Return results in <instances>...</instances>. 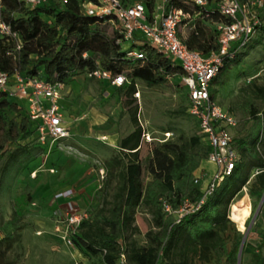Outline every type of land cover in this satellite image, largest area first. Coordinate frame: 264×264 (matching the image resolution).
Returning <instances> with one entry per match:
<instances>
[{
  "label": "trees",
  "instance_id": "16d2710c",
  "mask_svg": "<svg viewBox=\"0 0 264 264\" xmlns=\"http://www.w3.org/2000/svg\"><path fill=\"white\" fill-rule=\"evenodd\" d=\"M120 1L125 4L133 0ZM139 1L149 14L153 11L156 0ZM262 1L261 26L257 31L264 33ZM2 4L4 20L16 32L20 48L16 50L11 38L0 37L1 71L62 85L78 76L87 77V73L94 70L112 75L123 73L127 82L115 89L126 88L127 96L135 92L134 80L156 85L174 79L187 97L178 80L182 74L179 65L139 38L132 41L130 48L143 51L144 60L126 59L121 45L116 43L121 38L118 29L108 22V17L86 15L82 0H67L64 4L50 0L33 8L20 0H2ZM169 6L193 10L181 0H169L164 4L165 8ZM219 18L217 14L210 15L211 21ZM192 25L187 36L182 38L187 48L203 55L217 51V32L200 18L194 19ZM240 58L239 51L231 61L239 62ZM258 105L264 107V84L255 86L245 101L250 125L246 133L232 143L239 159L231 174L223 178L196 213L177 224L163 211V205L176 209L184 200L195 202L200 197L201 184H194V173L206 160L208 145L201 135L162 142L151 150L145 165L149 180L143 182V168L138 157L141 130L132 112L130 119L134 129L119 141L117 155L104 166L99 207L71 235L70 240L79 253L99 256L104 264H116L121 254L125 264H194L195 261L205 264L220 257H224L225 264H236L240 242L227 249L224 234L233 222L228 210L232 199L248 183L251 169L264 168V159L256 149L260 133H264V111L260 112ZM21 142H34L39 146L26 105L0 94V155L7 147ZM251 177L250 194L259 197L264 190V172ZM138 208L146 210L152 223L144 246H137L130 240L138 232L133 225ZM20 229L21 217L15 211L0 223V264L16 262V259L9 260L6 253L18 240ZM251 262L264 264L259 252L251 254Z\"/></svg>",
  "mask_w": 264,
  "mask_h": 264
},
{
  "label": "rangeland",
  "instance_id": "374dc122",
  "mask_svg": "<svg viewBox=\"0 0 264 264\" xmlns=\"http://www.w3.org/2000/svg\"><path fill=\"white\" fill-rule=\"evenodd\" d=\"M190 27L191 23L185 27L180 26L179 34L187 36ZM126 46L129 43L124 44ZM240 53V61L228 63L212 87L216 104L230 112L237 121L232 130L233 141L244 135L250 125V119L246 116L247 97L255 86L264 84V33L256 31ZM173 81L171 79L163 84L147 85L143 81L134 80L135 92L127 96L126 88L117 90L105 82L78 76L63 85L60 108H63L70 126L90 123L93 135L84 137H93L88 144L98 147H102L103 140L96 138L103 132L116 131L121 135L130 133L134 129L130 114L134 112L137 126L141 130L138 157L143 168L142 180L146 182L149 176L145 165L154 147L165 141H176L179 137L186 139L200 136L195 120L188 113L187 97ZM258 108L260 112L264 111L261 105ZM27 143L11 145L0 155V223L9 219L12 211L21 217L19 238L7 251L8 259H16L14 264H104L99 256L81 254L72 242L63 240L65 227L59 220L64 211L63 204L55 200L54 190L71 184L64 176L65 165L71 161L74 163L77 159L80 165L85 163L93 169L100 168L110 162L118 150L114 149L116 154L108 161L98 158L91 164L83 158L84 155L79 156V153L88 151L85 150L86 143L70 141L65 144L72 149L62 152L68 157L65 165L59 166L56 173L52 174V159L45 161L44 157L41 162V156L46 154L43 155L42 149L34 142ZM253 172L254 169H251L249 181L244 186L248 200L243 193H239L230 203L229 216L233 217L235 224L229 219L231 226L224 234L227 249H230L234 243L241 242L243 234L240 232L245 231L255 215L244 241L240 264H253L251 254L254 252H259L264 261V200L259 206L263 190L259 197L250 194ZM76 177L78 175L72 177V180ZM101 197L99 189L89 195V199L85 197V207L77 209L85 211L88 218L92 217L99 207ZM249 206L250 214L243 224ZM133 225L138 232L130 240H134L137 246L146 245V233L151 231L152 223L144 208L135 211ZM195 264L203 263L195 261ZM205 264H225V259L220 257Z\"/></svg>",
  "mask_w": 264,
  "mask_h": 264
},
{
  "label": "built area",
  "instance_id": "2783aa9c",
  "mask_svg": "<svg viewBox=\"0 0 264 264\" xmlns=\"http://www.w3.org/2000/svg\"><path fill=\"white\" fill-rule=\"evenodd\" d=\"M29 7L39 6L50 0H20ZM61 4L67 0H55ZM169 0H156L153 11L149 14L144 4L139 0L122 3L120 0H82L83 12L88 16L108 17V22L118 29L121 45L126 59L144 60L143 51L130 48L134 39H141L151 47L180 66L182 74L179 83L187 94V110L197 123L203 140L209 151L206 161L215 166V171L204 177L195 176L194 184H201L200 197L195 202L184 200L176 209L163 205V211L171 215L174 223H179L184 217L196 213L205 203L207 197L214 191L223 178L229 176L234 169L239 156L232 147V130L237 124L235 117L222 109L215 102L212 87L224 67L230 63L236 53L249 43L257 29L261 26L259 10L262 0H181L193 10L164 4ZM4 6L0 0V37L11 38L15 48H20V41L3 17ZM217 14L220 18L211 21L210 15ZM200 18L210 28L217 32L218 50L203 55L196 50H190L184 44L178 29L187 26L194 19ZM223 19V20H222ZM129 46L124 47V44ZM90 79L107 81L111 86L121 87L127 82L122 74L112 75L102 70H94L86 75ZM62 84H52L37 78H22L18 73L8 74L0 70V94L23 101L27 116L33 123L36 140L44 147L45 154L52 150L64 151L72 148L65 144L71 133L67 127L59 106ZM263 144V145H262ZM257 151L264 159V133H260L256 144ZM54 172L53 169L50 171ZM264 172V168L254 170L253 174ZM97 188L100 189L105 177L103 167L97 169ZM58 193L55 198L62 196ZM66 197L71 191H65ZM64 224L63 240L71 242V235L77 232L79 225L88 218L85 211L77 209L74 203L68 201L59 217ZM1 238V234H0ZM116 264H125L121 254Z\"/></svg>",
  "mask_w": 264,
  "mask_h": 264
},
{
  "label": "crops",
  "instance_id": "0c3cea01",
  "mask_svg": "<svg viewBox=\"0 0 264 264\" xmlns=\"http://www.w3.org/2000/svg\"><path fill=\"white\" fill-rule=\"evenodd\" d=\"M102 82H105L107 85L111 86L107 81H102ZM111 87L116 88L115 86H111ZM62 100H63V95L61 94V99L59 100V106H60V102ZM61 111H62L63 116H64L63 108L61 109ZM64 120H65L67 127L70 130V133H71L70 139L66 140L65 143H68L70 141L86 143V144H84V146L86 148L85 150H88V151L85 153H82V154L79 153V156L84 155L83 158H85L86 160H89V162H91V164H93L95 161H97L98 158H101L105 161H108L112 157V155L116 154V151L114 149H118L119 141L129 134L128 133V134L121 135L116 131L113 133L106 131V132H103L99 137L96 138V139L103 140L102 147L93 146L91 144H88L93 139V137H87V138L84 137V136H88V135H90V136L93 135V131H92V128L90 126V123L89 124L85 123L84 126L75 125L74 127H72V126H70V122L68 121V119L65 116H64ZM76 124H78V123H76ZM38 147L40 149H42V151L44 153L43 155H45L44 147H42V146H38ZM62 152H64V151L52 150L49 154H47L45 156H41V162H42L44 157L46 159L45 161H47V159H52L53 164H54V167L50 168V169L54 170V172H52V174L56 173L57 168L59 166H63V164L65 165V162L67 160L66 158H68V157L63 155ZM75 160L76 161L74 163L71 161L70 163L65 165V168H64V172H65L64 176L66 177V181H68V180L71 181V184L70 185H63L62 187H58L57 189L55 188V190H54L55 195L58 193L63 194L62 196L55 198L56 201L63 204V210L65 208V204L68 201L74 203L76 207H79V208H83V206L85 207V204L87 203V200H85V199L86 198L89 199V195H91L95 191L99 190L97 188V180H98L97 169L98 168L93 169L92 167H89L85 163L83 165H80L78 163L77 159H75ZM68 166H69V168H67ZM102 167L104 169V166H102ZM68 170H70V172H68ZM214 171H215V166L212 165L211 163L207 162L206 160H204L201 162L200 167L195 171L194 175L199 176L201 174L200 176L204 177L207 173H212ZM80 173H82V174H80ZM77 175H78V177H76L75 179L73 178L74 180H72V177H75ZM67 190L71 191V195L68 197H66L64 195L65 191H67ZM82 193L84 194V196L82 195ZM227 218H228V216H227ZM6 220H8V219H6ZM214 261H215V259L213 258L210 262H214Z\"/></svg>",
  "mask_w": 264,
  "mask_h": 264
},
{
  "label": "water",
  "instance_id": "95a60500",
  "mask_svg": "<svg viewBox=\"0 0 264 264\" xmlns=\"http://www.w3.org/2000/svg\"><path fill=\"white\" fill-rule=\"evenodd\" d=\"M263 200H264V190H263V194H262V196H261V200H260V204H259V206H261ZM258 210H259V207H258L257 211H258ZM257 211H256V213H257ZM256 213H255V214H256ZM254 219H255V215L252 217V219H251V223L254 222ZM251 223H250V225H248V227L245 229V231H244V233H243V235H242V239H241V242H240V245H239V249H238V253H237L236 264H240L242 248H243V245H244V241H245V239H246V236H247V234H248V232H249V230H250Z\"/></svg>",
  "mask_w": 264,
  "mask_h": 264
},
{
  "label": "bare ground",
  "instance_id": "6f19581e",
  "mask_svg": "<svg viewBox=\"0 0 264 264\" xmlns=\"http://www.w3.org/2000/svg\"><path fill=\"white\" fill-rule=\"evenodd\" d=\"M240 193H243V195L245 196V198L248 200V195H247L246 189L244 187L241 188ZM249 214H250V206H249V209H248L247 214L243 218V224L246 222L247 218L249 217ZM233 223H234V221H233Z\"/></svg>",
  "mask_w": 264,
  "mask_h": 264
}]
</instances>
